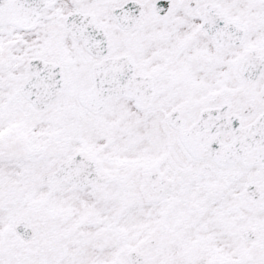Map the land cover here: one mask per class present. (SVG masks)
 <instances>
[{"label":"snow or ice","instance_id":"1","mask_svg":"<svg viewBox=\"0 0 264 264\" xmlns=\"http://www.w3.org/2000/svg\"><path fill=\"white\" fill-rule=\"evenodd\" d=\"M0 264H264V0H0Z\"/></svg>","mask_w":264,"mask_h":264}]
</instances>
